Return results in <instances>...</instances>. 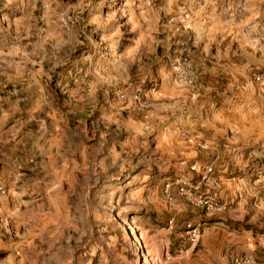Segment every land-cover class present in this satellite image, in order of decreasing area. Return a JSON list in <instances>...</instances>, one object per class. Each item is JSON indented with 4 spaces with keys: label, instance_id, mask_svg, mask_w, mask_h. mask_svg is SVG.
<instances>
[{
    "label": "rangeland",
    "instance_id": "rangeland-1",
    "mask_svg": "<svg viewBox=\"0 0 264 264\" xmlns=\"http://www.w3.org/2000/svg\"><path fill=\"white\" fill-rule=\"evenodd\" d=\"M0 264H264V0H0Z\"/></svg>",
    "mask_w": 264,
    "mask_h": 264
}]
</instances>
